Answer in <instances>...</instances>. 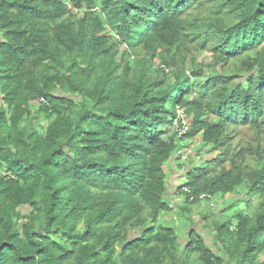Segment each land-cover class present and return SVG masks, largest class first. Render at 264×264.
I'll return each instance as SVG.
<instances>
[{
	"label": "trees",
	"instance_id": "trees-1",
	"mask_svg": "<svg viewBox=\"0 0 264 264\" xmlns=\"http://www.w3.org/2000/svg\"><path fill=\"white\" fill-rule=\"evenodd\" d=\"M0 264H264V0H0Z\"/></svg>",
	"mask_w": 264,
	"mask_h": 264
},
{
	"label": "rangeland",
	"instance_id": "rangeland-1",
	"mask_svg": "<svg viewBox=\"0 0 264 264\" xmlns=\"http://www.w3.org/2000/svg\"><path fill=\"white\" fill-rule=\"evenodd\" d=\"M173 124L176 125V123H173ZM183 143L185 145L184 149H186L187 151L189 150L188 148L190 146L192 147L193 150L198 149L197 153L199 155H200V153H202V159L204 156H208L210 154V151L203 149L204 146L201 144V142L199 141V144H198L194 138H185V139H183ZM202 163H203V161H200V162L196 161V160H194V158L192 156H190L188 161L184 162V165H186V166H188V165L200 166V165H202ZM181 172L182 171H180V173ZM180 176L182 177L183 173ZM181 177L179 178L180 182L183 181V179H181ZM172 190L173 189L170 190L169 195L173 194ZM216 198H217L216 200L218 202L214 201V203L212 205V212L219 210L220 212H222V214L219 215L220 219L229 218V216L236 209V207H232V208L230 207V198H227V199L225 198L221 201L218 200V199H220V197L217 196ZM183 199H184L183 195L178 193L172 199L167 200L168 204L171 206L172 210L169 211V214L166 213L165 215H163L160 218V221H161L160 223H162L164 225H168V226H173L177 222L178 226L181 227V231H180L181 232V234H180V241L181 242H183V240H184L183 234L186 232L187 227L191 226V227L197 229L201 233V235L204 237L205 242L208 245H211L212 244V237H211L210 233L208 232V230L205 228L202 216L199 212H196L194 214L192 222L188 221V219L185 218L184 216H183L184 218L181 216V210L178 208V206L181 205V202ZM236 202L239 203V200L237 199ZM194 208H196V207H193V209ZM197 210H199V208ZM206 214L209 215L210 213L207 212ZM174 217L177 219H175Z\"/></svg>",
	"mask_w": 264,
	"mask_h": 264
},
{
	"label": "clouds",
	"instance_id": "clouds-1",
	"mask_svg": "<svg viewBox=\"0 0 264 264\" xmlns=\"http://www.w3.org/2000/svg\"><path fill=\"white\" fill-rule=\"evenodd\" d=\"M183 123L185 124V123H188V122H187V120H184ZM176 130H178V129H175V131ZM186 130H187V126H183L182 130L178 134V137L182 136L181 133L186 131ZM193 138L196 140V142L198 144H199V141H200L201 144L204 146L203 149L209 150L210 154L208 156H204L203 159H202V153H200V155L197 153L198 149L197 150H193L192 147L190 146L188 148L189 150L187 151L186 149L181 148V150H178L177 153H176V155L179 158L180 162L188 161L190 156H192L194 158V160L200 162V161H204L206 159L207 160H211L212 158H215L218 155L220 149L217 146H215L214 144H212L210 142H203L199 136H196V137H193ZM183 156H184V158H183ZM188 166H190V165H188Z\"/></svg>",
	"mask_w": 264,
	"mask_h": 264
},
{
	"label": "crops",
	"instance_id": "crops-1",
	"mask_svg": "<svg viewBox=\"0 0 264 264\" xmlns=\"http://www.w3.org/2000/svg\"><path fill=\"white\" fill-rule=\"evenodd\" d=\"M179 162H173L172 159H169L166 163V166L169 168V173L171 174V180L170 182L174 185L178 183L179 178H177V173H180V171L177 169Z\"/></svg>",
	"mask_w": 264,
	"mask_h": 264
},
{
	"label": "built area",
	"instance_id": "built-area-1",
	"mask_svg": "<svg viewBox=\"0 0 264 264\" xmlns=\"http://www.w3.org/2000/svg\"><path fill=\"white\" fill-rule=\"evenodd\" d=\"M174 123H176V122H174ZM183 158H184V156H183ZM182 191H183V192H188V190H187V188H186V187H183V188H182ZM206 196H207V197H209L208 195H206V194L202 193V194H200V195H199V199H203V198H204V197H206ZM192 198H193V197H192V196H190V198H189V199L191 200Z\"/></svg>",
	"mask_w": 264,
	"mask_h": 264
}]
</instances>
